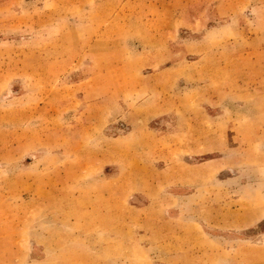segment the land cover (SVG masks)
Listing matches in <instances>:
<instances>
[{
    "label": "rangeland",
    "instance_id": "374dc122",
    "mask_svg": "<svg viewBox=\"0 0 264 264\" xmlns=\"http://www.w3.org/2000/svg\"><path fill=\"white\" fill-rule=\"evenodd\" d=\"M0 264H264V0H0Z\"/></svg>",
    "mask_w": 264,
    "mask_h": 264
},
{
    "label": "crops",
    "instance_id": "0c3cea01",
    "mask_svg": "<svg viewBox=\"0 0 264 264\" xmlns=\"http://www.w3.org/2000/svg\"><path fill=\"white\" fill-rule=\"evenodd\" d=\"M108 152H109V150H108Z\"/></svg>",
    "mask_w": 264,
    "mask_h": 264
}]
</instances>
